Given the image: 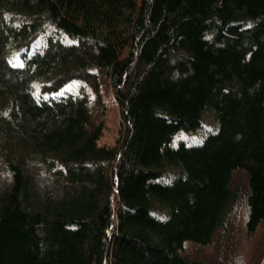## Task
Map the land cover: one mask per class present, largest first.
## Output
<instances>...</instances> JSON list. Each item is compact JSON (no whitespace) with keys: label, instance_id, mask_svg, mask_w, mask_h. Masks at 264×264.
Segmentation results:
<instances>
[{"label":"trees","instance_id":"16d2710c","mask_svg":"<svg viewBox=\"0 0 264 264\" xmlns=\"http://www.w3.org/2000/svg\"><path fill=\"white\" fill-rule=\"evenodd\" d=\"M237 170L252 233L264 0H0V264H221L182 250L228 228Z\"/></svg>","mask_w":264,"mask_h":264},{"label":"rangeland","instance_id":"374dc122","mask_svg":"<svg viewBox=\"0 0 264 264\" xmlns=\"http://www.w3.org/2000/svg\"><path fill=\"white\" fill-rule=\"evenodd\" d=\"M101 94L103 109L97 111L95 116L103 122L98 142L113 144L122 131L120 108L109 86L102 87ZM246 183V174L242 170L233 173L231 186L240 188L241 198L229 216L225 232L214 235L210 243L205 245L185 242L183 255L209 263L220 261L221 264H261L264 259V221L252 233H247L244 229Z\"/></svg>","mask_w":264,"mask_h":264}]
</instances>
